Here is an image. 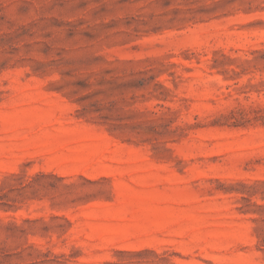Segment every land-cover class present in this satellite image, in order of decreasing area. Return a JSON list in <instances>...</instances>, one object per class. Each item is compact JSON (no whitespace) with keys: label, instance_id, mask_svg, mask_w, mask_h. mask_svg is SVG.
<instances>
[{"label":"rangeland","instance_id":"1","mask_svg":"<svg viewBox=\"0 0 264 264\" xmlns=\"http://www.w3.org/2000/svg\"><path fill=\"white\" fill-rule=\"evenodd\" d=\"M0 264H264V0H0Z\"/></svg>","mask_w":264,"mask_h":264}]
</instances>
